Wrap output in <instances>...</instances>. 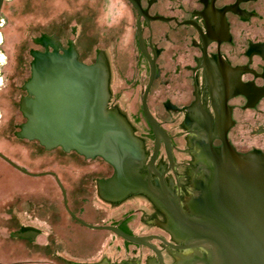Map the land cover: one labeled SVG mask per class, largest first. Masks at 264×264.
Here are the masks:
<instances>
[{"label": "water", "instance_id": "1", "mask_svg": "<svg viewBox=\"0 0 264 264\" xmlns=\"http://www.w3.org/2000/svg\"><path fill=\"white\" fill-rule=\"evenodd\" d=\"M0 264H264V0H0Z\"/></svg>", "mask_w": 264, "mask_h": 264}]
</instances>
